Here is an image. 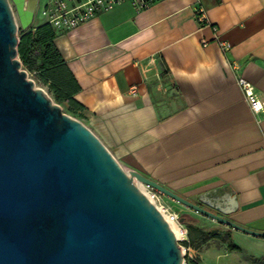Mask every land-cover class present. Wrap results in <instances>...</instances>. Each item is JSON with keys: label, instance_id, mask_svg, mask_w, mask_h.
Masks as SVG:
<instances>
[{"label": "crops", "instance_id": "crops-1", "mask_svg": "<svg viewBox=\"0 0 264 264\" xmlns=\"http://www.w3.org/2000/svg\"><path fill=\"white\" fill-rule=\"evenodd\" d=\"M198 7L216 34L196 21ZM54 40L82 123L120 166L264 233V115L237 85L244 78L264 100V0L124 2ZM164 202L186 222L196 264H264V238Z\"/></svg>", "mask_w": 264, "mask_h": 264}, {"label": "water", "instance_id": "water-1", "mask_svg": "<svg viewBox=\"0 0 264 264\" xmlns=\"http://www.w3.org/2000/svg\"><path fill=\"white\" fill-rule=\"evenodd\" d=\"M36 4L0 0V264H182L169 224L137 184L264 238L126 173L86 126L35 89L17 33L32 27Z\"/></svg>", "mask_w": 264, "mask_h": 264}, {"label": "built area", "instance_id": "built-area-1", "mask_svg": "<svg viewBox=\"0 0 264 264\" xmlns=\"http://www.w3.org/2000/svg\"><path fill=\"white\" fill-rule=\"evenodd\" d=\"M156 1L159 0H50L40 10L43 19L41 24H48L56 31L66 32L82 26L85 22L96 18L97 15L109 12L113 8L124 4V2H129L138 11L147 8ZM200 2L201 0H196L197 4ZM195 18L202 26H211L212 31L216 34L217 28L207 20L202 8L198 7L195 9ZM215 41L223 54L229 50L230 45L227 42H221L218 38ZM237 85L243 92L245 102L252 114L254 116H263L264 100L258 97L253 85L244 78L238 79ZM137 187L164 219L167 218L174 222L178 234L177 236L173 235H175L177 244L182 251L181 263L196 264L195 252L188 244L187 230L179 221L180 214L166 205L162 193L145 184H137Z\"/></svg>", "mask_w": 264, "mask_h": 264}, {"label": "trees", "instance_id": "trees-1", "mask_svg": "<svg viewBox=\"0 0 264 264\" xmlns=\"http://www.w3.org/2000/svg\"><path fill=\"white\" fill-rule=\"evenodd\" d=\"M55 37V29L48 24H39L36 28L19 32L17 55L22 69L47 85L55 101L66 104L69 110L78 114L81 108L73 95L79 88L59 54ZM198 232L205 239L214 235L213 232Z\"/></svg>", "mask_w": 264, "mask_h": 264}, {"label": "rangeland", "instance_id": "rangeland-1", "mask_svg": "<svg viewBox=\"0 0 264 264\" xmlns=\"http://www.w3.org/2000/svg\"><path fill=\"white\" fill-rule=\"evenodd\" d=\"M50 0H40L39 1V5H38V8L36 9V14H35V18H34V21H33V23H32V27L31 28H34V27H36V26H38L39 24H41L42 22H43V19H42V16H41V12H40V10H41V8L45 5V4H47L48 2H49ZM19 32H22L21 31V29L19 28V30H18V33H17V36H18V34H19ZM28 73V72H27ZM28 79L29 80H31L33 83H34V87H35V89L36 90H38V91H40V92H42L44 95H45V97H47L50 101H51V103L52 104H54V105H58L60 108H61V111H63V113L64 114H66L67 116H69L70 118L72 117V118H74L75 120H77L78 122H80L81 124H83L82 123V120H81V117L77 114V113H75V112H73L72 110H69V108H68V106L66 105V104H64V103H58L57 101H55V99H54V97H52V95H51V93H50V91H49V88H48V86L47 85H45V84H43V83H40L39 81H38V79L35 77V76H33L32 74H29L28 73ZM84 125V124H83ZM85 126V125H84ZM118 163V162H117ZM119 164V163H118ZM120 166V165H119ZM122 167V166H121ZM122 169L127 173V172H129V170L128 169H125V168H123L122 167ZM219 235H220V241L221 242H224V243H226V239H227V237H226V234H223V233H218ZM213 243V242H212ZM209 246V245H211V243H209V244H206V243H203L202 245L201 244H199V245H196L197 246V250H199V252H202L203 251V248L204 247H206V246ZM195 246V247H196Z\"/></svg>", "mask_w": 264, "mask_h": 264}, {"label": "bare ground", "instance_id": "bare-ground-1", "mask_svg": "<svg viewBox=\"0 0 264 264\" xmlns=\"http://www.w3.org/2000/svg\"><path fill=\"white\" fill-rule=\"evenodd\" d=\"M138 187H139V186H138ZM165 221H167V223L169 224V226H170V228H171L173 234H175V235L177 236L178 231H177V228H176L174 222L170 221V220L167 219V218H165Z\"/></svg>", "mask_w": 264, "mask_h": 264}, {"label": "flooded vegetation", "instance_id": "flooded-vegetation-1", "mask_svg": "<svg viewBox=\"0 0 264 264\" xmlns=\"http://www.w3.org/2000/svg\"><path fill=\"white\" fill-rule=\"evenodd\" d=\"M39 1L40 0H37V4H36V8H35V11H36V9L38 8V5H39ZM36 14V13H35Z\"/></svg>", "mask_w": 264, "mask_h": 264}]
</instances>
